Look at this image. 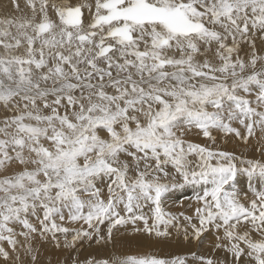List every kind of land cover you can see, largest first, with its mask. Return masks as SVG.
<instances>
[{"label": "snow or ice", "instance_id": "6c2138e0", "mask_svg": "<svg viewBox=\"0 0 264 264\" xmlns=\"http://www.w3.org/2000/svg\"><path fill=\"white\" fill-rule=\"evenodd\" d=\"M252 140L264 0H0L3 264H264V162L228 150ZM125 236L211 253L79 257Z\"/></svg>", "mask_w": 264, "mask_h": 264}, {"label": "rangeland", "instance_id": "374dc122", "mask_svg": "<svg viewBox=\"0 0 264 264\" xmlns=\"http://www.w3.org/2000/svg\"><path fill=\"white\" fill-rule=\"evenodd\" d=\"M193 139H197L196 137H193ZM202 142V141H199ZM233 148L228 147L229 151H235L237 155H242L246 159H255V160H262L260 153L255 151V148H250L248 146L242 145L240 147V144H237L235 146H232ZM242 150L241 152L243 154H240L239 150ZM264 162V160H262ZM240 188L242 190H246L247 188V182L246 180H242L240 184ZM179 195V194H178ZM193 193L191 189L187 190V196H192ZM174 197L170 199L165 205L164 210L166 212H172L177 213L179 211H183L184 209L179 206V203H174ZM181 199L184 200V203L187 204V198L186 196H181ZM147 212V209H145ZM187 214L191 215V209L188 210ZM151 223V221H150ZM21 242L23 240L21 239ZM86 243V242H85ZM7 247V245H4ZM36 248L39 249L37 252V261L36 264H64V262L68 259V253L64 250H56L52 245L50 244H39L37 243L35 245ZM141 248V249H140ZM189 249L192 250V252H196L199 255L207 256L211 253L210 247L205 244L201 246H197L196 244H178L175 242L170 243H164V244H158L153 241L147 240L143 237H137L135 239H131L128 236L125 237H118V243L115 247L109 246L106 249H99L96 246L89 247L88 244H84L81 246L79 257L81 260L85 259L88 256L92 255H103L106 256H112L115 251H119V255H125V254H136V255H147V254H153L161 257L166 258H172L174 256H180L178 252V249ZM196 248V249H195ZM102 250V251H100ZM164 250H170L171 256L169 257L167 254L164 255ZM87 251V252H86ZM99 251V253H98ZM85 252V253H84ZM101 252H103L101 254ZM174 252V253H173ZM112 253V255H111ZM173 255V256H172ZM62 256V257H61ZM86 256V257H85ZM59 257V258H58ZM81 257H84L83 259ZM63 258V259H62ZM0 264H3V261H0ZM189 264H196L195 261H189Z\"/></svg>", "mask_w": 264, "mask_h": 264}, {"label": "bare ground", "instance_id": "6f19581e", "mask_svg": "<svg viewBox=\"0 0 264 264\" xmlns=\"http://www.w3.org/2000/svg\"><path fill=\"white\" fill-rule=\"evenodd\" d=\"M237 144H240V147H242V145L243 144H241V143H239V142H237V141H233V142H231L229 145H228V147H230V148H233L232 146H235V145H237ZM250 145L251 146H248V147H250V148H255V146H257V141L256 140H252L251 142H250ZM240 151V154H243L241 151V149L239 150ZM21 243H23V242H21ZM85 245L87 244V243H84ZM141 249V248H140ZM196 249V248H195ZM100 251H102V250H100ZM87 252V251H86ZM85 253V252H84ZM98 253H99V251H98ZM103 252H101V254H102ZM174 253V252H173ZM177 253H179V255L180 256H186V255H190L191 253H192V250H189L188 248L187 249H184V250H182V249H178V252ZM134 254V253H133ZM168 255L169 257L171 256V254H170V250H164V255ZM97 255V254H96ZM111 255H112V253H111ZM113 255H119V251H115L114 252V254ZM112 255V256H113ZM124 255V254H123ZM101 256H103V255H101ZM173 256V255H172ZM62 257V256H61ZM86 257V256H85ZM106 257V256H105ZM59 258V257H58ZM82 259L84 258V257H81ZM63 259V258H62Z\"/></svg>", "mask_w": 264, "mask_h": 264}]
</instances>
